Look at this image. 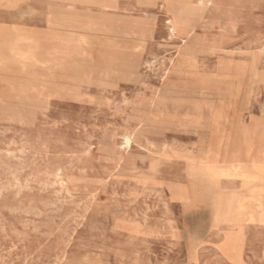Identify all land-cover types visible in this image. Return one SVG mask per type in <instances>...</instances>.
<instances>
[{"label": "rangeland", "instance_id": "374dc122", "mask_svg": "<svg viewBox=\"0 0 264 264\" xmlns=\"http://www.w3.org/2000/svg\"><path fill=\"white\" fill-rule=\"evenodd\" d=\"M112 1L121 32L73 33L89 42L79 61L109 56L111 78L63 91L51 82L66 68L27 67L19 96L3 77L0 264H264V224L243 222L238 251L235 233L226 251L214 195L190 175L206 155L264 169V0ZM173 1L196 9L181 37L167 27ZM29 6L23 16L40 18ZM91 20L113 26L109 15ZM139 21L144 29L128 27ZM29 26L45 28L40 19Z\"/></svg>", "mask_w": 264, "mask_h": 264}, {"label": "bare ground", "instance_id": "6f19581e", "mask_svg": "<svg viewBox=\"0 0 264 264\" xmlns=\"http://www.w3.org/2000/svg\"><path fill=\"white\" fill-rule=\"evenodd\" d=\"M139 1V3H143L142 0ZM29 4L30 6L35 5L41 8L40 10H42V12L41 14H39L40 18L35 17L34 15H29L26 17L23 16L22 8L24 5L29 6ZM115 9L116 7L113 5L112 0H0V89L3 82V77L8 76L15 80H7L10 90L16 92L19 96L24 94V91L28 88V84L17 83L16 80L18 76L27 74L34 67L35 69H37L42 65H52L66 68V71L68 72L66 78L63 77L64 80L53 79V81L51 82L55 86V88L63 91H68L72 88L79 87L82 85V83H90V77L94 75L99 80L111 78L114 70V65L113 60L109 56L105 55L101 61L94 64H83L79 61L80 59L76 55L80 54L83 51V48L89 44V42L87 41V39H84L85 37H81L77 40L76 36L74 37L73 33L75 31L86 32L92 30H101L113 34H115V32H119L120 30L118 26L123 25V27H125V18L122 14L117 13ZM195 10V7H192L190 3L187 2H170L169 5H167L166 13L168 15L167 27L170 29L171 33L177 35L178 37H181L187 34V32L189 33L193 31L194 20L196 16ZM96 13L109 15V17H112L113 26H103L93 23L91 19ZM39 19L43 21L45 28H42L44 29L37 30L29 26ZM144 24L145 22H140L137 25L128 27L134 28V31L135 28L136 30H142L144 29ZM122 35H124V33ZM104 46H106V44ZM117 48L119 47L117 46ZM182 59L186 63L185 66L188 67V69H186L185 71H187L189 74H191L192 72L194 73L196 62H193V60H195L193 59V56H188L187 54L182 53ZM96 64H101L104 66L101 70V74L97 73V70L95 68ZM27 67L31 69L28 70ZM94 68L96 71L94 70ZM33 71H31V73ZM50 76L51 75H49V77ZM58 76L60 77V75ZM21 121H23V119L20 120V122ZM129 142L130 139L128 137H125L123 140V145H128ZM24 143L26 144V141ZM151 152L152 151H150V153ZM241 168L242 165L240 164V162H233L231 164L223 165L218 160H214L210 156L206 155L201 160L193 163L190 171L192 181L200 182L208 189L209 192L214 195L215 213L213 216V224L223 230V246L228 252H230L228 246L231 241V233L236 234L235 245L238 251L239 246L236 230L240 229L243 222L256 221L258 224H264V169L256 168L253 170H242ZM30 176L31 175H29V178ZM187 176H189V174ZM137 178L139 177L137 176ZM4 185L5 184H3V186ZM20 187L21 185L19 186V188ZM72 188L70 189L72 190ZM182 191H186L185 188H182ZM173 194L175 198L179 199L180 201L182 200V192H174ZM229 258L235 262H238V257H235L232 254Z\"/></svg>", "mask_w": 264, "mask_h": 264}]
</instances>
